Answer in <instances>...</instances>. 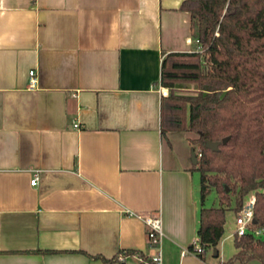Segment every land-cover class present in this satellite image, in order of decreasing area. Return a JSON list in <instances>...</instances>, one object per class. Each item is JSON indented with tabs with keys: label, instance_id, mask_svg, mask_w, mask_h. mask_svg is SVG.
Here are the masks:
<instances>
[{
	"label": "crops",
	"instance_id": "0c3cea01",
	"mask_svg": "<svg viewBox=\"0 0 264 264\" xmlns=\"http://www.w3.org/2000/svg\"><path fill=\"white\" fill-rule=\"evenodd\" d=\"M184 1L0 0V264H146L142 214L163 264L230 259L184 255L209 196L191 138L162 135L163 59L195 50Z\"/></svg>",
	"mask_w": 264,
	"mask_h": 264
},
{
	"label": "trees",
	"instance_id": "16d2710c",
	"mask_svg": "<svg viewBox=\"0 0 264 264\" xmlns=\"http://www.w3.org/2000/svg\"><path fill=\"white\" fill-rule=\"evenodd\" d=\"M181 11L191 15L195 50L163 59L160 84L170 95L162 99L161 127L163 136L196 135L190 141L202 155L195 167L202 201L212 192L218 196V208L203 206L190 247L205 253L220 244L227 212L238 213L251 194L254 225L264 226V0H185ZM180 84L196 90L178 94ZM227 138L218 152L207 149L208 142ZM234 244L237 253L222 264H264V240L235 236Z\"/></svg>",
	"mask_w": 264,
	"mask_h": 264
},
{
	"label": "built area",
	"instance_id": "2783aa9c",
	"mask_svg": "<svg viewBox=\"0 0 264 264\" xmlns=\"http://www.w3.org/2000/svg\"><path fill=\"white\" fill-rule=\"evenodd\" d=\"M32 82L33 86L35 87L36 79H35V73L31 72ZM159 92L161 97H169L170 91L169 89L160 86ZM74 127L76 129H79V124H75ZM201 154H197V158H201ZM38 178H35L32 182V186H37L38 184ZM244 204L242 208L239 211V214L236 216L235 220V236L238 238L250 235L255 239H261L264 240V226L258 227L255 226L254 221V196L249 195L248 199L246 198L244 200ZM140 218L143 220L147 227V237L149 240V247L155 251L154 255L150 257V261L146 262V264H163V253H162V241L164 238V231H163V225L162 220L159 215H151V214H142ZM186 254H194V255H202L204 254V251L196 247L194 251H187L184 253Z\"/></svg>",
	"mask_w": 264,
	"mask_h": 264
},
{
	"label": "rangeland",
	"instance_id": "374dc122",
	"mask_svg": "<svg viewBox=\"0 0 264 264\" xmlns=\"http://www.w3.org/2000/svg\"><path fill=\"white\" fill-rule=\"evenodd\" d=\"M177 88H178L177 89L178 94H191L196 90V86L191 85V84L190 85L180 84L178 85ZM185 134H187L190 138L196 137V135L192 133H185ZM205 206L207 208H212V207L218 208L220 206L219 201H218V196L215 192H212L209 195V197L206 200ZM238 214L239 212L238 213H234L232 211L227 212V223L225 226V234L221 240V244H222L221 250L223 251V254L225 253L227 257H230V258L233 257L234 252L236 253L234 238H235V231H236L235 220ZM209 252H211V254L214 253V251H209Z\"/></svg>",
	"mask_w": 264,
	"mask_h": 264
},
{
	"label": "water",
	"instance_id": "95a60500",
	"mask_svg": "<svg viewBox=\"0 0 264 264\" xmlns=\"http://www.w3.org/2000/svg\"><path fill=\"white\" fill-rule=\"evenodd\" d=\"M229 140H230V138H227V139L223 140L222 143L208 142V143H207V149H208V150H211V151H213V152H218L219 149H220V146H221L222 144H224V145L228 144ZM192 159H193V163H194V165H197V164H198V158H197V154H196V152H193V153H192ZM253 223H255V220L253 221Z\"/></svg>",
	"mask_w": 264,
	"mask_h": 264
}]
</instances>
